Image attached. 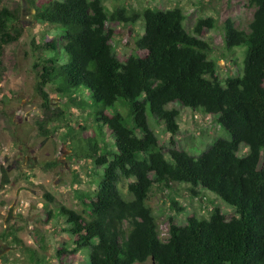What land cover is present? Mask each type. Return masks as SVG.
I'll list each match as a JSON object with an SVG mask.
<instances>
[{"label":"trees","instance_id":"trees-1","mask_svg":"<svg viewBox=\"0 0 264 264\" xmlns=\"http://www.w3.org/2000/svg\"><path fill=\"white\" fill-rule=\"evenodd\" d=\"M248 5L253 13L247 31L236 29L229 18L223 23L226 49L245 46L246 51L242 74L221 82L208 59L209 44L200 39L203 28H212V18L198 19L189 34L178 7L108 11L102 0L33 3L38 23L63 30L59 41L51 36L36 47L42 54L34 67L40 68L44 123L65 120L66 114L50 110L47 85L62 97L83 92L92 124L84 146H77L101 170L97 189L78 194L82 213L57 208L68 225L70 254L88 250L89 264H138L148 258L153 264H264V0H248ZM16 20L15 11L0 7V50L21 37V29L12 26ZM138 21L143 27L134 42L138 54L121 61L108 25ZM171 103L215 118L230 139H216L197 156L165 150L154 127L175 145L179 112L167 108ZM107 108L112 114L104 113ZM39 126L41 136L50 133ZM64 127L66 137L76 138L72 125ZM105 140L111 143L100 147ZM125 182L127 197L118 187ZM171 184L189 186L192 196L197 188L208 190L233 206L234 214L227 219L213 209L208 219L192 215L182 225L169 219L161 239L146 201L154 185ZM33 255L31 261L42 263Z\"/></svg>","mask_w":264,"mask_h":264},{"label":"rangeland","instance_id":"rangeland-1","mask_svg":"<svg viewBox=\"0 0 264 264\" xmlns=\"http://www.w3.org/2000/svg\"><path fill=\"white\" fill-rule=\"evenodd\" d=\"M43 1L0 0V7L17 13L12 26L21 29L18 41L2 46L0 50V264H89L88 250L69 253L71 236L65 219L57 215V208L65 206L82 213L84 206L78 194L85 195L97 189L101 170L95 168L87 153L81 152L77 146H84L83 137L92 124L87 118V98L83 92L62 97L47 85L44 91L48 95L50 110L62 111L70 117L65 114V120L44 123L46 114L37 91L40 68L34 67L42 54L36 47L53 38L59 41L63 30L53 31V27L34 19L33 3ZM102 1L108 11L118 7L128 11L178 7L185 16L183 25L189 34H193L198 19L212 18V28H203L200 39L209 44L208 59L216 64V77L222 82L242 74L246 47L226 49L223 23L229 18L236 29L247 31L253 13L248 0ZM108 28L112 31L110 44L119 60L138 54L134 42L143 32L141 21L127 27L109 24ZM59 44L61 49L62 43ZM167 108L178 110L179 132L173 137L175 145L171 146L169 134L154 127L165 150L174 147L197 156L216 139H230L211 116L178 103H171ZM104 113L110 115L112 109L107 108ZM85 120L89 122L85 123ZM39 123L42 129L50 132L47 136L40 135ZM64 123L72 125L77 134L80 132L76 138L65 136ZM103 128L108 134L107 126L103 124ZM109 143L111 140L99 141V146ZM245 148L240 149L239 155L245 154ZM165 158L169 159L168 155ZM118 187L127 197L126 182ZM197 190L198 195L192 196L189 186L183 184L152 187L146 203L153 212L161 239L167 235L169 219L182 225L192 215L208 219L213 209H218L227 219L233 216V206L208 190ZM47 194L53 198L51 202L45 197ZM65 243L69 246L67 251L57 255ZM32 252L42 263L30 260ZM138 264L153 263L148 258Z\"/></svg>","mask_w":264,"mask_h":264}]
</instances>
